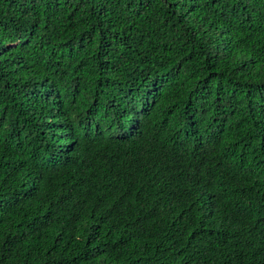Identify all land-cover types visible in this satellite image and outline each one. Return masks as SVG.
Returning <instances> with one entry per match:
<instances>
[{
    "label": "trees",
    "instance_id": "1",
    "mask_svg": "<svg viewBox=\"0 0 264 264\" xmlns=\"http://www.w3.org/2000/svg\"><path fill=\"white\" fill-rule=\"evenodd\" d=\"M0 264H264V0H0Z\"/></svg>",
    "mask_w": 264,
    "mask_h": 264
}]
</instances>
